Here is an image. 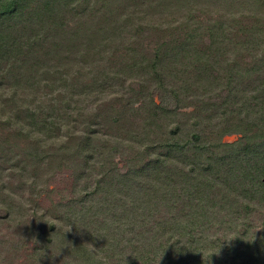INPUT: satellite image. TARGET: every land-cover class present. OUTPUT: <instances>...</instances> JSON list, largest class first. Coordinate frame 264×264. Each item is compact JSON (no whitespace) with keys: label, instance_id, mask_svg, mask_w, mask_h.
Instances as JSON below:
<instances>
[{"label":"trees","instance_id":"1","mask_svg":"<svg viewBox=\"0 0 264 264\" xmlns=\"http://www.w3.org/2000/svg\"><path fill=\"white\" fill-rule=\"evenodd\" d=\"M123 30L158 38L121 52ZM29 94L47 101L32 106ZM139 98L150 100L141 132L128 126ZM0 111V170L16 141L39 156L29 137L39 142L67 117L58 153L74 171L59 189L68 209L39 216L52 230L72 226L63 236L75 237L70 258L264 264V212L259 228L250 216L264 208V0H0ZM91 161V189L66 196L81 190Z\"/></svg>","mask_w":264,"mask_h":264},{"label":"rangeland","instance_id":"2","mask_svg":"<svg viewBox=\"0 0 264 264\" xmlns=\"http://www.w3.org/2000/svg\"><path fill=\"white\" fill-rule=\"evenodd\" d=\"M159 16L161 17V15ZM159 16L157 14H154L152 15V17H150V20L153 21L154 18H156L157 21H161L162 17L160 18ZM89 19L91 18H84L83 20ZM91 20L92 22H94V19ZM74 22H71V24H73ZM118 34L120 35H116L118 37L115 38V42L119 43L120 47L118 48V50H120L121 52H125L126 47L129 44H135L139 47V49H141L142 47L143 49H146V47L150 48L153 45V39L158 38L157 36H136L134 38V36H127L124 30ZM136 74L138 76L133 74L130 78H136V80L143 82L144 78L141 76V74ZM145 86L150 89L148 84H145ZM117 87V85L113 84L112 89L106 91V96H110L111 92L114 91L113 89ZM28 98L31 99L29 102L32 106L40 105V102L42 100L47 101L45 97L36 98L33 94H29ZM103 99L105 101V97ZM92 101L94 100L90 101V98L84 99V101L81 103V107L85 106L86 108H91L89 105L90 103L92 104ZM149 101V99L146 102L145 99L139 98L136 102L132 103V106L130 108L133 112V115L128 118V126L131 130L137 129L140 132L142 131L141 121H143L147 116V108H149L147 104L149 103ZM142 102H145V104L143 105L145 106L144 111L142 108H140ZM64 104L65 103H60L59 105ZM101 104L103 105L102 99ZM44 105L49 107V104L47 102H45ZM112 108V104H107L106 107L102 108L101 112L103 114L109 113L112 111ZM182 109L189 113L190 107L186 106ZM0 113L2 114L1 111ZM64 114L60 113L62 117H64ZM2 116L6 115L2 114ZM100 117L105 119V117ZM66 118L67 117H64L63 121H59L56 124V126L59 125V128L56 129L54 133H47V135L43 133L40 138L37 137L39 142H35L36 136L33 135L31 136L32 138L29 137V139H31V141L28 142L29 147H34L35 149V146H37V153L39 156H35L36 152H34V155L31 156H29V154L25 152L24 154V150H22L23 147L20 146V143L18 141H16V144L12 146L10 154H8L7 157H3V159H5L6 161L3 162L4 170H0V264H81L77 259L69 257L70 255L68 252L73 248V244H75V242L73 241L75 237L73 235L74 238H63L65 234L64 232L66 231V228L68 226L57 223L58 228L52 230L51 222L53 220L51 219L49 221L48 219L46 221L47 216H44L43 221L39 216L40 214L45 213L48 210L51 211V215L54 216L56 213L67 211L68 209L67 206L64 208L62 205V202L64 200L63 195L65 192H63L62 194L61 190L64 186H67L69 188V181H71L70 175H72V172L74 171L72 170L73 167L71 168V161H68V159H63L58 153L62 145L64 143H68L66 140L67 134L64 130L63 123L65 122ZM18 122L19 121H15L14 125H16ZM124 122L125 121H123V124ZM80 123H78V125L76 126L77 130L80 129ZM118 128L119 127H116L114 129L112 127L113 133H115L113 134V136L116 134H126L125 131L118 132ZM187 129H191V126L188 125ZM1 132L2 131L0 130V133ZM113 136H108L111 140L110 142H113V139H111ZM237 137V134H228L223 136V139L225 141H233ZM70 144L72 145L71 148H74L72 142L69 143V145ZM121 149L128 151L127 148ZM48 150L51 153L57 152V155L45 154L44 152H48ZM119 157V155H116V159H119ZM88 164V166H91L88 167L82 174V177H80L81 180L79 181V186L81 187V190L78 189L74 192L70 191V193L68 192L66 196L77 198L76 196L82 195L84 190L91 189L94 181V161H91V163ZM22 166L25 167V172L23 173V175H21L22 173H20L19 175L20 167ZM9 179L12 181L16 188L13 189V192H11L8 186H5V182ZM86 182L89 183L88 188L90 189L85 188L83 190V184ZM31 188H33L34 192L32 190L31 191L35 194L29 193ZM3 198L7 200H13L15 205L12 208L8 209V207L5 205L6 203H3L2 201ZM37 204L39 206H37ZM263 209V207L254 206L253 211H251L250 216L251 219H253L252 223L255 228H259L261 224V220L263 218L262 215L264 212ZM55 218V222H58V220ZM55 227L57 226H54V228ZM46 231L48 232L46 233ZM53 233V239H55V241L53 242V244H51L47 239L50 238ZM88 246V249L93 248L91 242H88Z\"/></svg>","mask_w":264,"mask_h":264},{"label":"clouds","instance_id":"3","mask_svg":"<svg viewBox=\"0 0 264 264\" xmlns=\"http://www.w3.org/2000/svg\"><path fill=\"white\" fill-rule=\"evenodd\" d=\"M71 227H69V229H67L66 231H69Z\"/></svg>","mask_w":264,"mask_h":264}]
</instances>
